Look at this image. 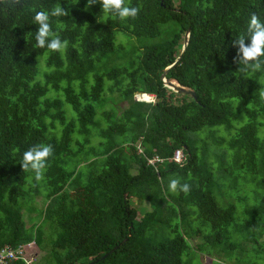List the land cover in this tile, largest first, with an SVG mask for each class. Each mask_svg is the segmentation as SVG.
I'll return each mask as SVG.
<instances>
[{"label":"trees","instance_id":"16d2710c","mask_svg":"<svg viewBox=\"0 0 264 264\" xmlns=\"http://www.w3.org/2000/svg\"><path fill=\"white\" fill-rule=\"evenodd\" d=\"M87 3L0 4V252L34 242L44 255L31 264L264 258V80L238 70L232 46L253 13L264 21V0H130L140 12L127 21ZM57 5L69 12L50 17L68 42L63 53L35 39V11ZM179 57L166 79L195 98L161 79ZM40 144L54 154L36 181L20 162ZM172 179L190 192H171ZM77 188L90 195L92 217L72 198Z\"/></svg>","mask_w":264,"mask_h":264},{"label":"clouds","instance_id":"9594fccd","mask_svg":"<svg viewBox=\"0 0 264 264\" xmlns=\"http://www.w3.org/2000/svg\"><path fill=\"white\" fill-rule=\"evenodd\" d=\"M5 2L6 0H0V4ZM7 3L9 6L21 5L23 0H7ZM97 3L102 4L104 13L112 14L121 21H127L130 18L136 19L140 12L139 7L130 6V0H88L85 10ZM68 14L69 12L65 11L60 5L55 6L51 12L35 11L34 23L38 25L35 36L37 47L63 53L68 42L62 41L59 35L53 31L50 17H61ZM249 40L250 43H246ZM232 46L238 48L237 55L234 58V62L239 65L238 70L245 76L249 73H261V79L264 80V21H261L258 15L255 13L251 15L247 34H241L238 38H235ZM258 94L264 99V87L258 90ZM53 154L54 150L51 145L40 144L29 148L23 153L20 162L23 172H32L36 181L42 180L48 161ZM169 189L174 194L179 195L180 192H183L187 195L190 192V185L187 183L181 184L179 179H172L169 183ZM32 244L35 243L22 244L25 246L24 259H28V264L33 262L27 257V247Z\"/></svg>","mask_w":264,"mask_h":264},{"label":"rangeland","instance_id":"374dc122","mask_svg":"<svg viewBox=\"0 0 264 264\" xmlns=\"http://www.w3.org/2000/svg\"><path fill=\"white\" fill-rule=\"evenodd\" d=\"M117 39L123 45H126V41H128V40H125L124 38H122L121 36H118ZM131 39L134 40V38H131ZM107 96H110V95L107 94ZM148 98H149V100H152L153 96H148ZM146 102H149V101L147 100ZM123 105L124 104H122L121 106H123ZM202 134L203 133H190L189 137L192 138L194 136H199V135H202ZM200 137H202V136H200ZM195 150H196V154L198 155V157L201 156V153H202L201 147L197 146V147H195ZM100 164H101L100 161L99 160H95V159L91 160L88 163L89 167L93 171L97 170V168H98V166ZM71 196L84 209V211L86 212L88 217H92L94 215L95 212H94V208H93V205H92V200H91L90 195L86 191H84V190H82L80 188H77V189H75V190H73L71 192ZM40 204H41V202H40ZM131 204H132L133 208L137 209L139 212H142V213L144 211H149L150 210V207L148 206V204L142 203L141 201H138V200H134L133 199ZM192 244L194 245V242ZM261 249L264 251V247H262ZM27 252H28V256L27 257L33 262L39 260L44 255V253L37 248L36 244H32V245L28 246L27 247ZM261 254H262V252H260V256L258 258L254 257V256H250V255H248L245 258L242 257V256L237 257L236 255H234L233 259L234 260L235 259H239V261H238L239 264H242V263L243 264H254L253 263L254 260H256L255 261L256 264H264V258H263V256H261ZM212 261H213L212 258H210V257H208L206 255L202 256V254H200V253H196V255H194V257H193L192 264H212ZM221 264H232V263H230L228 261V259H227L226 261L221 262Z\"/></svg>","mask_w":264,"mask_h":264},{"label":"built area","instance_id":"2783aa9c","mask_svg":"<svg viewBox=\"0 0 264 264\" xmlns=\"http://www.w3.org/2000/svg\"><path fill=\"white\" fill-rule=\"evenodd\" d=\"M144 94H137L135 95V100L136 101H147L143 99ZM148 101H153L152 100H148ZM172 160L177 163V164H182L183 162L186 161V156L184 155L182 150H177L174 152L173 154V158ZM154 161H159L161 162L160 159L156 160L153 159L151 162ZM25 257V246L23 245H19L17 248L15 249H11L10 247H5V249H3L0 252V263H2L3 261H14V260H18ZM6 264V263H5Z\"/></svg>","mask_w":264,"mask_h":264},{"label":"water","instance_id":"95a60500","mask_svg":"<svg viewBox=\"0 0 264 264\" xmlns=\"http://www.w3.org/2000/svg\"><path fill=\"white\" fill-rule=\"evenodd\" d=\"M188 39H189V33H187V35L185 36V40H184V44H183V48H182V52H184L185 47L188 44ZM180 57L178 58V60L169 68H167L164 73L161 76V79L164 83V85L168 88L171 89L172 91L180 94V95H184V96H189L191 98H195V93L188 89V88H184V87H180L176 84V82L174 80L171 79H166V73L168 72V70H170L174 65H176V63L179 61Z\"/></svg>","mask_w":264,"mask_h":264}]
</instances>
